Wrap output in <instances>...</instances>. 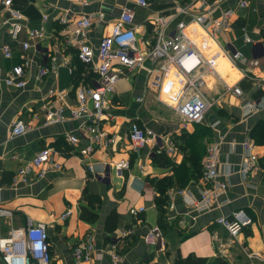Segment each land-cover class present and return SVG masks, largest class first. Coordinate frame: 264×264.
<instances>
[{"label": "crops", "instance_id": "0c3cea01", "mask_svg": "<svg viewBox=\"0 0 264 264\" xmlns=\"http://www.w3.org/2000/svg\"><path fill=\"white\" fill-rule=\"evenodd\" d=\"M214 1L203 0V5L192 4L188 10L202 11ZM132 2L89 0L88 4H82L78 0H14L15 8L24 14L22 31L13 39L6 27L0 28V205L13 213L0 217V238L7 237L11 229L26 227L29 221L45 223L50 264H75L73 249L89 235L94 252L87 264H174L179 255L190 254L204 257V264H264V109L246 114L242 108L244 101L264 94V0H251L246 7L240 6L239 0H223L216 16L232 8L235 14L231 26L212 30L192 23L186 28L204 57L216 61L215 71L204 74L202 92L214 103L202 121H185L174 109L173 94L183 89L186 82L176 67H170L164 74L158 91L149 89L148 69L155 65L147 58L142 68L132 72L123 69L124 76L119 79L115 94L108 96L112 118H106L104 125L120 137V146L98 148L82 160L78 149L86 141L75 146L68 143L65 135L79 131L83 119L44 124L42 103L50 90L56 92L51 99L58 100L61 96L59 104L71 106L77 102L76 88L80 83L94 85L99 79L80 60L77 47L66 41L63 28L72 26L82 14L102 15L94 19L89 32L91 44L97 47L100 38L111 31L123 7ZM187 4L186 0H149L147 7H136L137 36L139 41L146 40L144 48H151L157 42L156 19L165 17L168 22L165 33H173L177 22L185 18L179 9ZM1 7L2 0L0 10ZM60 17L67 23H61ZM29 29H40L43 36L31 37ZM245 35L252 42H247ZM25 42H28L26 49ZM5 44L11 48L8 57L2 51ZM235 51L243 54L240 64L247 62L248 73L232 61L231 53ZM255 59L259 60L257 65L252 62ZM24 61L28 62L24 75L27 85L23 88L7 85L5 78L17 80L15 67ZM42 67L50 70L38 77ZM203 69L201 65L196 71L202 73ZM225 82L239 85L243 99L225 91ZM173 116L178 121H173ZM18 117L24 118L30 129L23 135L10 137L11 124ZM132 122L165 136L166 146L174 145L175 154L162 150L174 166L156 162L158 152L152 141L143 148L131 149L127 135ZM246 140L254 142L260 166L244 176L240 169L246 155L243 146ZM213 142L219 143V178L228 182L227 191L220 198L224 202L216 203L207 211L194 210L188 198L199 199L207 184L202 178H192L184 187L174 184L168 188L163 222L152 180L168 176L176 182L178 168L175 167L183 162L189 173L194 172L193 163L197 159L202 168L206 148ZM47 145L57 151L54 157L62 168L14 185L13 176L18 167ZM122 159L130 160L128 169H119ZM89 165L93 166V172ZM179 189H185L187 195L184 197ZM85 190L97 199L93 207L83 197ZM82 206L93 211V219L81 216ZM133 206H144L145 210L133 215L130 213ZM239 208L245 209L253 222L232 236L215 218ZM67 211L68 215L63 217ZM114 213L116 221H113ZM155 226L164 231L163 247L144 241L145 234ZM132 227L134 233L125 236L124 230ZM113 245L121 255L118 262L106 253ZM248 253L259 254L262 260L250 258ZM0 264H7L1 252Z\"/></svg>", "mask_w": 264, "mask_h": 264}, {"label": "built area", "instance_id": "2783aa9c", "mask_svg": "<svg viewBox=\"0 0 264 264\" xmlns=\"http://www.w3.org/2000/svg\"><path fill=\"white\" fill-rule=\"evenodd\" d=\"M82 4H88L89 0H78ZM131 4L123 7L120 15L112 24V29L108 34L103 35L97 47L93 46L89 40V32L92 28L93 21L101 18L102 15L94 13L82 14L76 19L72 26L67 25L63 28V35L66 41L75 45L78 49L80 60L93 69L98 75V81L94 85L80 83L76 88L77 102L74 105L67 106L59 104L58 100L51 97L56 96L54 89L44 97L42 103L44 124H55L66 121L69 118H80L84 120V124L76 133H67L65 135L68 143L78 145L81 141H86V145L80 146L78 154L82 160L91 156L98 148H112L120 146V137L105 128L104 120L112 118L109 111L110 100L109 95L115 94L116 82L124 76L123 69L129 72L145 66V60L151 59L154 67L148 69V87L152 91H158L161 81L170 67H176L179 74L186 78L184 88L178 93L173 94L174 109L188 122H200L203 120L206 112L211 108L214 100L207 98L202 92L204 85V74L206 71L214 72L216 61L213 58L206 59L197 46V42L193 37L186 33V28L192 24H198L204 28L219 30L223 25L229 27L234 17L232 8L223 10L218 16L217 11L223 0H216L204 10L191 13L188 7L192 4L202 3L203 0H186L187 7H180L179 11L185 18L179 20L176 24L174 32L165 33L167 20L165 17H158L156 23L158 25L157 42L151 48L146 47V40L139 41L137 36L135 18L136 7H147L149 0H132ZM251 0H239L242 7L249 5ZM200 5V6H201ZM200 8V7H199ZM24 14L15 8L14 0H2L0 10V28L6 27L9 35L13 39H17L23 29ZM47 18V15H44ZM61 23H67L64 17L58 18ZM29 35L37 38L42 37L43 33L40 29H29ZM247 42L252 39L245 35ZM28 47V42L24 43V48ZM5 56L11 55V48L5 44L2 46ZM231 59L235 63H239L241 70L248 73L249 67L247 62L240 64L244 60V56L240 51L231 53ZM256 65L259 60H252ZM27 61L15 67L16 78L6 77L7 85L23 88L27 85L25 79V66ZM52 65V69H55ZM204 65L202 73H197L196 69ZM49 67H42L38 72V77H43L49 72ZM225 91H230L240 99H243V90L237 85L224 83ZM142 98H138L141 100ZM61 100V99H60ZM244 113H251L264 109V94L256 99L244 101L242 105ZM30 129V124L22 117H18L13 121L10 127V137L23 135ZM166 137L158 135L152 128L132 122L129 127L127 140L131 149L143 148L150 141L156 147V151L161 153L165 149L168 153L175 154L176 148L172 143L165 144ZM245 149V159L241 165V173L246 176L255 171L260 166V156L254 151V142L246 140L243 143ZM57 151L51 146H44L35 153L32 159L20 165L13 176L14 185L20 182H28L33 178H40L49 170H57L62 168V164L58 162L54 155ZM119 169H128L130 167L129 159H122L118 163ZM90 171H94L92 165H89ZM219 143L213 142L206 148L203 159L202 180L207 184L206 188L201 192L200 198L189 196L188 203L196 211H207L213 208L215 204H221L224 200H220L222 195L227 191L228 182L219 178ZM179 193L184 194L185 189H179ZM145 210L144 206H133L130 213L137 215ZM69 211L63 214L68 215ZM13 213L0 205V217L11 216ZM215 222L223 226L230 235L236 236L242 232L253 222L251 215L243 208L236 209L228 215H221L215 218ZM134 229H125L123 234L131 235ZM47 226L43 222L32 223L29 221L24 228L11 229L7 237L0 238V252L7 264H50L51 252L48 242ZM144 241L148 245L163 247L164 231L159 226L152 227L144 236ZM94 243L89 235L86 239L80 241L73 249V257L75 264H87L93 258ZM106 253L112 256L114 262L121 259V255L116 250V245L108 248ZM250 258H260L261 255L248 253Z\"/></svg>", "mask_w": 264, "mask_h": 264}, {"label": "trees", "instance_id": "16d2710c", "mask_svg": "<svg viewBox=\"0 0 264 264\" xmlns=\"http://www.w3.org/2000/svg\"><path fill=\"white\" fill-rule=\"evenodd\" d=\"M262 34L264 36V30L262 31ZM155 160L156 162L164 165V166H174V162L170 159L169 156H167L164 152L161 153H157L155 155ZM192 160V158H191ZM193 167H194V172L193 173H189L188 168L186 166V164L183 162L181 164L178 165V167L176 166V168H178L175 172H176V182L173 181L172 178L168 177V176H164L162 178H159L157 181L152 180L153 184H155L158 195L156 196L155 200H156V205L158 207V211H159V216L160 219L164 222L165 220V215H166V205H167V190L169 187H171L172 185H176L179 187H184L185 185H187L188 181L193 179H197V178H201L202 176V168L201 165L198 162L193 163ZM83 197L89 202L90 206L93 207L94 203L97 201L96 198L92 197L91 195H89L87 193V191L85 190ZM115 215V216H114ZM81 216L83 218H89V219H93V217L95 216L93 211L91 209H89V207L86 206H82V213ZM116 213L113 214V221H116ZM113 224H115V222H112ZM184 238V236H183ZM205 263V258L204 257H200L197 256L195 254H190L186 257H183L182 255H179L177 258V261L174 264H204Z\"/></svg>", "mask_w": 264, "mask_h": 264}, {"label": "rangeland", "instance_id": "374dc122", "mask_svg": "<svg viewBox=\"0 0 264 264\" xmlns=\"http://www.w3.org/2000/svg\"><path fill=\"white\" fill-rule=\"evenodd\" d=\"M118 81H119V80H118ZM118 81H117L116 84H115L116 89H117V87H118V83H119ZM173 113H174V112H173ZM173 117L175 118L173 121H178V120H176V117H175V116H173ZM173 117H172V118H173ZM164 235H165V234H164Z\"/></svg>", "mask_w": 264, "mask_h": 264}]
</instances>
